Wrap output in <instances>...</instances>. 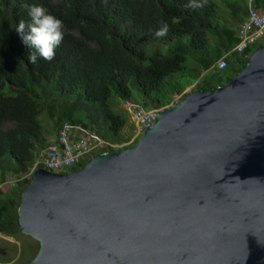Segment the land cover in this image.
<instances>
[{
	"label": "water",
	"instance_id": "obj_1",
	"mask_svg": "<svg viewBox=\"0 0 264 264\" xmlns=\"http://www.w3.org/2000/svg\"><path fill=\"white\" fill-rule=\"evenodd\" d=\"M18 222L40 244L25 264H264V44L138 145L36 170Z\"/></svg>",
	"mask_w": 264,
	"mask_h": 264
},
{
	"label": "trees",
	"instance_id": "obj_2",
	"mask_svg": "<svg viewBox=\"0 0 264 264\" xmlns=\"http://www.w3.org/2000/svg\"><path fill=\"white\" fill-rule=\"evenodd\" d=\"M32 5L62 21L51 61L37 54L32 63L35 50L17 31L30 22ZM262 8L264 0H0V235L21 234L19 204L36 163L54 145L50 135L58 140L64 125L81 126L108 144L92 158L138 145L140 137L130 142L125 133L136 128L126 103L164 111L191 87L227 86L260 46L228 59L230 74L204 72L235 48L250 11Z\"/></svg>",
	"mask_w": 264,
	"mask_h": 264
},
{
	"label": "built area",
	"instance_id": "obj_3",
	"mask_svg": "<svg viewBox=\"0 0 264 264\" xmlns=\"http://www.w3.org/2000/svg\"><path fill=\"white\" fill-rule=\"evenodd\" d=\"M239 42L235 48L226 54L218 63V70L228 68V59L233 56L244 57L247 51L264 44V8L252 9L238 32ZM126 108L138 123V136L152 128L159 120L160 110L146 111L132 100L126 103ZM137 136V137H138ZM108 144L97 135L86 131L81 126L66 124L60 130L57 143L50 146L36 163L33 171L43 168L56 174H66L83 162L90 161L96 152H104ZM11 178L9 179V181ZM13 185L16 183L12 178Z\"/></svg>",
	"mask_w": 264,
	"mask_h": 264
},
{
	"label": "clouds",
	"instance_id": "obj_4",
	"mask_svg": "<svg viewBox=\"0 0 264 264\" xmlns=\"http://www.w3.org/2000/svg\"><path fill=\"white\" fill-rule=\"evenodd\" d=\"M30 22L19 23L17 31L21 33L25 44L29 45L35 52L30 54L32 63L37 60V54L44 60L51 61L55 56V50L63 39L62 21L50 14L42 5H32L29 8ZM25 29L27 34L25 35ZM166 29L156 33L162 36Z\"/></svg>",
	"mask_w": 264,
	"mask_h": 264
},
{
	"label": "rangeland",
	"instance_id": "obj_5",
	"mask_svg": "<svg viewBox=\"0 0 264 264\" xmlns=\"http://www.w3.org/2000/svg\"><path fill=\"white\" fill-rule=\"evenodd\" d=\"M213 70V69H212ZM211 71V70H210ZM209 71H207L208 73ZM225 73L230 74V71L225 70ZM193 87H191L188 92H192ZM137 100H140L138 96L135 97ZM177 101L179 102V99ZM179 104V103H178ZM44 122L49 123V120L43 116ZM131 124H135L136 128L132 127L131 129L125 130L126 134L133 135L132 140L130 142H134L140 136H138V123L137 121L132 118L131 116ZM138 136V137H137ZM140 139V138H139ZM51 143L55 144L57 138L53 135H50L48 139ZM97 154L99 152H96ZM12 180V178H11ZM9 181L8 184H13L12 181ZM1 188V185H0ZM40 251V244L35 239L31 238L30 236H26L24 234H20L17 237L10 238L4 237L0 235V264H25L27 262L32 261Z\"/></svg>",
	"mask_w": 264,
	"mask_h": 264
},
{
	"label": "crops",
	"instance_id": "obj_6",
	"mask_svg": "<svg viewBox=\"0 0 264 264\" xmlns=\"http://www.w3.org/2000/svg\"><path fill=\"white\" fill-rule=\"evenodd\" d=\"M216 68H217V63L212 67V69L215 70ZM212 69H211V71H212ZM211 71H209V72H211ZM209 72H208V73H209ZM205 74H207V72H204V75H205Z\"/></svg>",
	"mask_w": 264,
	"mask_h": 264
}]
</instances>
